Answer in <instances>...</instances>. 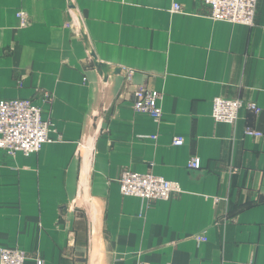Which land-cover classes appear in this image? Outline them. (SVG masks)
Wrapping results in <instances>:
<instances>
[{
	"label": "crops",
	"instance_id": "crops-1",
	"mask_svg": "<svg viewBox=\"0 0 264 264\" xmlns=\"http://www.w3.org/2000/svg\"><path fill=\"white\" fill-rule=\"evenodd\" d=\"M73 3L0 0V100H32L52 124L38 153L0 150V249L26 264H264V137L244 134H264V0L253 27L213 20L206 0ZM136 86L163 93L160 123L133 110ZM220 97L261 112L218 124ZM125 171L183 192L123 196Z\"/></svg>",
	"mask_w": 264,
	"mask_h": 264
},
{
	"label": "built area",
	"instance_id": "built-area-1",
	"mask_svg": "<svg viewBox=\"0 0 264 264\" xmlns=\"http://www.w3.org/2000/svg\"><path fill=\"white\" fill-rule=\"evenodd\" d=\"M210 8V17L215 21L229 22L246 27H253L259 0H206ZM180 4L174 3L172 13H182ZM21 25L26 26L28 16L24 11L18 13ZM125 71V70H124ZM128 82L132 81L134 72L128 70ZM135 102L132 106L137 113L149 114L155 122L160 123L163 111L159 106L163 93L136 86L133 90ZM50 100L49 94L44 98ZM243 109H249L255 114H260L261 109L254 102H244L240 99L216 98L214 100V121L218 124L237 126ZM52 124L43 119V109L29 99L0 100V150L15 156L20 152L25 157L38 153L44 145L51 142L49 134ZM244 134L253 139H261L264 134L246 128ZM142 139L157 140L158 136H140ZM176 146H181L183 140L176 138ZM191 170H199L202 164L199 158H191ZM232 173L237 171L232 168ZM121 193L123 196H133L146 201L169 200L173 195L183 192L179 183L168 181L154 174H139L125 171L120 179ZM198 242H207L205 233L196 237ZM26 252L20 249H0L1 264H26ZM41 264V263H39Z\"/></svg>",
	"mask_w": 264,
	"mask_h": 264
},
{
	"label": "water",
	"instance_id": "water-1",
	"mask_svg": "<svg viewBox=\"0 0 264 264\" xmlns=\"http://www.w3.org/2000/svg\"><path fill=\"white\" fill-rule=\"evenodd\" d=\"M69 2H70L71 9L74 11L75 6L73 3V0H69ZM91 56L95 59L94 61H95L96 69L101 73V75L111 76V75L118 74V71L121 72V70L119 68L112 69L111 65L100 62L99 60H97L94 57V55L92 53H91ZM116 70H118V71H116ZM133 90H134V88L132 90H129V91H133Z\"/></svg>",
	"mask_w": 264,
	"mask_h": 264
}]
</instances>
